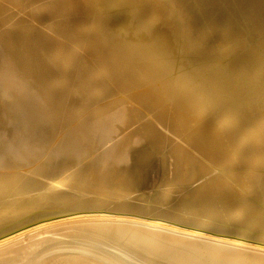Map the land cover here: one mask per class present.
<instances>
[{"label":"bare ground","instance_id":"6f19581e","mask_svg":"<svg viewBox=\"0 0 264 264\" xmlns=\"http://www.w3.org/2000/svg\"><path fill=\"white\" fill-rule=\"evenodd\" d=\"M15 1L28 13L0 20V248L105 222L264 264V66L217 62L242 28L264 32V0ZM154 161L157 199L142 194Z\"/></svg>","mask_w":264,"mask_h":264},{"label":"water","instance_id":"95a60500","mask_svg":"<svg viewBox=\"0 0 264 264\" xmlns=\"http://www.w3.org/2000/svg\"><path fill=\"white\" fill-rule=\"evenodd\" d=\"M0 264H210L185 238L143 226L65 225L0 248Z\"/></svg>","mask_w":264,"mask_h":264},{"label":"rangeland","instance_id":"374dc122","mask_svg":"<svg viewBox=\"0 0 264 264\" xmlns=\"http://www.w3.org/2000/svg\"><path fill=\"white\" fill-rule=\"evenodd\" d=\"M36 2H37V4H35L33 6L35 8L40 7L42 1H37L36 0ZM24 4H25L24 2H20L19 6H18V5H16V1L15 0H0V20L3 23H6V24L10 23L11 24L12 22L15 21V18L16 19L22 18L25 13H28L27 12L28 9L25 7L26 5L24 6ZM12 6H15V9H14V11L12 13H11V10L8 11V12H4V11H7L8 9H13ZM19 8L23 9V10H22V13L18 14ZM3 15L7 16V19H4ZM10 15H11V17H10ZM262 36H264V32L255 34V33H252L250 31H248V29H246V28H242L241 30H239L238 36L236 35L235 38L233 39V42L231 43V45H232L231 47L233 48L232 52L234 54L232 53L231 55L223 56V58H219L217 60L218 64L219 65H224L228 61H231V60H234V59H239V58H242L244 56L241 60H250V59L257 60L262 66H264V55H263L264 52H262L260 46L257 44V41ZM234 56H236V57H234ZM238 56H242V57H238ZM189 67L190 66L186 65L184 68H181L178 72L179 73L180 72H188ZM245 73H246V71L244 70V71H241V73L239 75L243 76ZM238 79L240 80L241 78H238ZM167 102L168 101H166L165 103H167ZM1 103L4 105V102L1 101ZM3 105H2V107H3ZM141 111H142L141 118H140V121H139L138 124H140V122H143L145 120H147V122H149L148 118L150 117V114L153 113V111L147 112L146 110L144 111V109H141ZM205 112L207 114V117L210 119V121H212V115L214 114V112L212 111V108L211 107H207L205 109ZM1 113L7 114V111L2 110ZM164 166H165V163H159L157 161L156 162L154 161L151 164V168L149 169V174H152V172H156L155 173L156 174V179L154 178V182H153L154 184H156V186L153 189L152 188L150 189V188H147V187H145V188L143 187L142 190L145 191V192L142 193V194L144 196L151 197L152 199H153V197H155V199H157L159 195L163 194L162 192H160L159 194L153 193L152 190H155V188L158 189L160 184H161V182H162V179L165 178V175H164L165 168H164ZM234 171H238V170H234ZM258 172L264 173V169L263 170H258ZM182 187H184V185ZM164 198L160 197L159 198L160 202L156 204L157 206L153 205V207H156L157 209L161 210L162 213L164 214V216L165 215L169 216L171 214V211L168 208L163 207L165 205V203H166L165 202L166 201V196H164ZM111 206H113V205H111ZM168 211L170 212V214H168ZM234 212L235 211H233L232 214H234ZM249 219L250 220H254V218L252 216H249ZM209 223H215V222L211 220V221H209ZM222 225H227L232 230L235 229V227H236L234 222H231L229 224H222ZM262 228H264V226ZM251 233L257 234V232L254 231V230H252ZM17 236H19V235H17ZM248 236H250V234H248Z\"/></svg>","mask_w":264,"mask_h":264}]
</instances>
